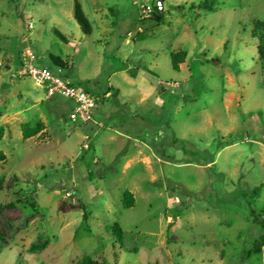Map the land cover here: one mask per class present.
<instances>
[{
	"label": "rangeland",
	"instance_id": "obj_1",
	"mask_svg": "<svg viewBox=\"0 0 264 264\" xmlns=\"http://www.w3.org/2000/svg\"><path fill=\"white\" fill-rule=\"evenodd\" d=\"M161 1L157 23L156 0H78L86 32L74 0H0V264H264V0ZM27 47L92 121L21 75Z\"/></svg>",
	"mask_w": 264,
	"mask_h": 264
},
{
	"label": "trees",
	"instance_id": "obj_2",
	"mask_svg": "<svg viewBox=\"0 0 264 264\" xmlns=\"http://www.w3.org/2000/svg\"><path fill=\"white\" fill-rule=\"evenodd\" d=\"M74 17L78 24L81 26L83 31L90 32L91 26L84 15L80 3L78 0H74V11H73ZM163 12L160 11L159 13L152 12V15L149 18H153L157 23H161L164 20ZM54 33L61 38L64 41H67V38L64 34H62L58 29H54ZM254 38L257 40V53H258V59L262 62H264V21H261L259 25L254 26L252 30ZM186 51H179L172 54V67L175 71H180V65L185 61L187 57ZM55 64L58 67H66L67 64L63 62L62 60L58 59L55 60ZM62 76V75H60ZM65 78H68L67 76H62ZM44 123H38L35 127H31L28 123H24L21 128L23 132V138L25 140L34 137L36 135H39L44 130ZM3 134V127H0V138ZM5 159V155L0 153V160ZM136 204L135 197L131 191H125L122 198V205L124 208H132ZM83 219L87 221V214L84 212ZM260 224H262L263 230H264V221L259 220ZM113 234L115 235L116 241L123 242L124 240V232L122 227L116 223L112 227ZM4 240L0 238V252L1 248L3 247ZM264 244V234L260 236V238L254 243L253 250L255 252H259L261 247ZM76 264H103L96 260L94 257L90 255L83 256Z\"/></svg>",
	"mask_w": 264,
	"mask_h": 264
},
{
	"label": "built area",
	"instance_id": "obj_3",
	"mask_svg": "<svg viewBox=\"0 0 264 264\" xmlns=\"http://www.w3.org/2000/svg\"><path fill=\"white\" fill-rule=\"evenodd\" d=\"M152 9L163 11L164 5L161 0H156L152 7L147 6L145 10ZM33 22L27 23V29H33ZM37 59L31 48L27 47L22 56L21 75H28L35 80L37 85L46 91L48 99L60 95L76 103L75 108L69 114L71 121L88 123L92 121L93 111L97 108V100L80 86L73 84L69 78L62 77L50 69H41L34 66Z\"/></svg>",
	"mask_w": 264,
	"mask_h": 264
},
{
	"label": "crops",
	"instance_id": "obj_4",
	"mask_svg": "<svg viewBox=\"0 0 264 264\" xmlns=\"http://www.w3.org/2000/svg\"><path fill=\"white\" fill-rule=\"evenodd\" d=\"M109 95V93L107 92V94L105 95L106 97ZM97 109V108H96Z\"/></svg>",
	"mask_w": 264,
	"mask_h": 264
}]
</instances>
